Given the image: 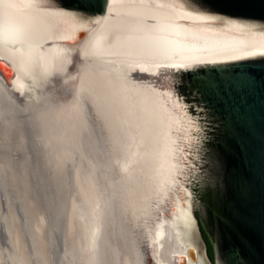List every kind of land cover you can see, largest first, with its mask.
Here are the masks:
<instances>
[{"label":"bare ground","instance_id":"obj_1","mask_svg":"<svg viewBox=\"0 0 264 264\" xmlns=\"http://www.w3.org/2000/svg\"><path fill=\"white\" fill-rule=\"evenodd\" d=\"M261 55L264 29L182 0H0V264H209L188 255L201 127L168 72Z\"/></svg>","mask_w":264,"mask_h":264},{"label":"water","instance_id":"obj_2","mask_svg":"<svg viewBox=\"0 0 264 264\" xmlns=\"http://www.w3.org/2000/svg\"><path fill=\"white\" fill-rule=\"evenodd\" d=\"M48 1L70 12H81L85 19L105 14L110 2ZM182 1L227 20L264 23V0ZM85 34L81 30L78 38ZM168 74L179 98L189 104L190 114L202 108L199 113L210 117L205 129L202 119L195 117L201 131H212L206 151L200 144L204 140L199 142L198 171L190 183L199 251L190 248L189 257L197 261L200 252L209 264H264V55ZM0 75L12 87L15 72L1 58ZM13 92L24 100L20 91ZM180 263L187 264L188 258L183 256Z\"/></svg>","mask_w":264,"mask_h":264},{"label":"rangeland","instance_id":"obj_3","mask_svg":"<svg viewBox=\"0 0 264 264\" xmlns=\"http://www.w3.org/2000/svg\"><path fill=\"white\" fill-rule=\"evenodd\" d=\"M145 7V6H144ZM148 8V7H147ZM149 9H156V10H159V11H162V12H165V13H167V14H170L171 15V17H172V19L173 18H176L177 16H176V13H174L173 11H171V10H167V9H161V8H151V7H149ZM71 13H73L74 15H76V16H85L83 13H81V12H76V11H72ZM216 16V15H215ZM217 17H219V19H221V20H227L228 18H226L225 16L224 17H221V16H217ZM242 20V19H241ZM244 22H247V24H253V25H256L257 27H262V28H264V23L263 22H257V21H244ZM183 100V99H182ZM187 104V103H186ZM189 104H187V106H188ZM195 108H197L196 106H195ZM200 109H202V108H200ZM200 109L199 108H197V111H196V113L197 114H195V115H192L193 117H196V118H199V119H202V124H203V128L205 129V128H207V127H209L208 125H206V122H207V120L208 119H210V117H207L204 113L203 114H200L199 113V111H200ZM204 119V120H203ZM207 119V120H206ZM210 123V121H208V124ZM204 129H202V131H200L201 132V140H204V141H202L200 144H201V146H202V151H206V149H207V146H208V143H210L211 144V141H212V131H206V130H204ZM211 129V128H210ZM212 130V129H211ZM211 132V133H210ZM211 146V145H210ZM100 165H102V163L100 162ZM10 211V210H9ZM6 214H7V212H5L4 213V215L6 216ZM6 233V232H5Z\"/></svg>","mask_w":264,"mask_h":264}]
</instances>
